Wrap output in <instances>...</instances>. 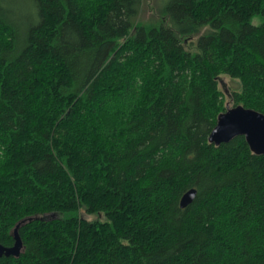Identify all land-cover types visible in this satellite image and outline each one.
<instances>
[{"label":"trees","instance_id":"obj_1","mask_svg":"<svg viewBox=\"0 0 264 264\" xmlns=\"http://www.w3.org/2000/svg\"><path fill=\"white\" fill-rule=\"evenodd\" d=\"M8 2L0 264H264V154L209 141L222 74L264 112V0Z\"/></svg>","mask_w":264,"mask_h":264},{"label":"water","instance_id":"obj_2","mask_svg":"<svg viewBox=\"0 0 264 264\" xmlns=\"http://www.w3.org/2000/svg\"><path fill=\"white\" fill-rule=\"evenodd\" d=\"M238 135H244L251 150L264 154V112L246 107L243 104L233 105L218 115L217 123L209 135V141L220 145L229 142ZM197 188L188 189L181 197V207L188 206L197 195ZM15 243L12 247L0 243V257L3 255L18 256L23 249V240L18 226L13 231Z\"/></svg>","mask_w":264,"mask_h":264},{"label":"rangeland","instance_id":"obj_3","mask_svg":"<svg viewBox=\"0 0 264 264\" xmlns=\"http://www.w3.org/2000/svg\"><path fill=\"white\" fill-rule=\"evenodd\" d=\"M159 2H161V0H144V6L142 9V15L144 16V18H149L157 12V10L159 9ZM8 4L15 6L14 8L19 9L21 11V14H23L25 18H29L30 15L34 14V6L30 2V0H9ZM263 21L264 16L262 15H257L253 19V23L255 24H259ZM219 84L226 99V106H233L231 91L239 87V81L227 74H222L219 77ZM86 216L89 219H94L96 217L95 215Z\"/></svg>","mask_w":264,"mask_h":264}]
</instances>
